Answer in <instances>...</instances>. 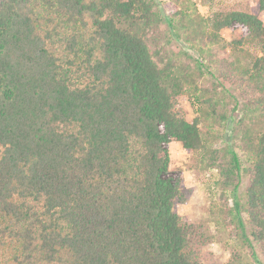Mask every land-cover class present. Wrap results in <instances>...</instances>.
I'll use <instances>...</instances> for the list:
<instances>
[{
	"label": "trees",
	"instance_id": "1",
	"mask_svg": "<svg viewBox=\"0 0 264 264\" xmlns=\"http://www.w3.org/2000/svg\"><path fill=\"white\" fill-rule=\"evenodd\" d=\"M167 6L165 22L192 46L223 29L241 30L237 44L261 40L256 14L227 12L207 31L184 0ZM162 22L153 0H0V264H203L214 235L175 209L189 191L170 144L216 170L222 196L235 192L238 153L201 126L228 120L248 184L219 218L264 255V42L251 68L212 50L206 64L172 46ZM185 95L198 102L192 120ZM240 99L248 110L235 121ZM228 264L255 263L236 252Z\"/></svg>",
	"mask_w": 264,
	"mask_h": 264
},
{
	"label": "rangeland",
	"instance_id": "2",
	"mask_svg": "<svg viewBox=\"0 0 264 264\" xmlns=\"http://www.w3.org/2000/svg\"><path fill=\"white\" fill-rule=\"evenodd\" d=\"M153 1L157 3V10L164 21L161 24V28L172 31L171 45L182 48L193 57L203 60L206 64L208 63V54L211 50L219 56H228L229 54L230 59L235 60L239 58L249 68H251L255 59L262 55L261 40L264 42V11L259 9L258 0H184V5L188 6V12L194 14V9H197L204 16L207 22V31L213 30L212 25L215 20L233 10L256 14L262 21V32L259 34L261 40H255L253 43L243 42L237 44L236 41L242 38L241 30L223 29L218 34L217 41L209 42L205 38V45L204 43L197 42L196 46H192L182 38L176 39L174 29L165 22L164 17L170 12V8L167 5L173 4V0ZM209 67L212 72H216L213 64H210ZM207 72L205 74L204 81L206 83L204 85L209 84L207 79L211 77L210 73ZM231 94H239V90L231 89L229 95ZM244 104L243 100L240 99L238 108L235 110V121L243 117V113L245 114L248 110H244ZM181 105V115L183 117L192 120L198 115V102L193 96L185 95L181 99ZM246 121L248 122L247 118ZM234 124L232 120L225 122V125L223 124L225 127L210 125L209 128H206V125L201 124L205 131L209 129L208 133H204L209 141L212 138L214 139L213 136L218 133V138H215L212 142L217 143L219 146L230 142L241 160V178L238 187L235 192H233L234 187L224 191V196L220 194L217 186L219 175L216 170L204 171L198 163L199 155L197 153L185 149L178 141H172L170 144L171 167L183 170L184 184L189 191L188 201L176 204L175 209L190 222L205 221L209 223V228L214 235L213 242L205 249L206 253L203 258V264H228L229 258L236 252H241L244 260L247 262L257 264L256 260L259 259L261 264H264V255L256 248L255 243L252 242V238L249 239L253 244V248L248 245L242 247L235 234H232L226 229L223 226L225 222H221L219 218V208L233 207L235 205V199H237L235 195L238 197L240 203H244V192L248 184V177L243 171V168L248 166L247 153L239 147L241 141L235 138L233 139L229 134ZM241 217L245 222L248 220V216L244 211H241ZM253 252H255L257 259L254 258Z\"/></svg>",
	"mask_w": 264,
	"mask_h": 264
}]
</instances>
